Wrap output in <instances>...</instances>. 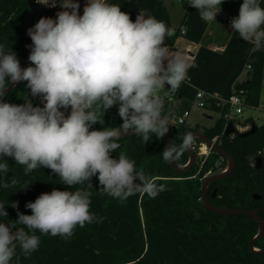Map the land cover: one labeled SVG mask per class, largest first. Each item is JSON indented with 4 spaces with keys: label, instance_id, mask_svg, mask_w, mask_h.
Instances as JSON below:
<instances>
[{
    "label": "clouds",
    "instance_id": "1",
    "mask_svg": "<svg viewBox=\"0 0 264 264\" xmlns=\"http://www.w3.org/2000/svg\"><path fill=\"white\" fill-rule=\"evenodd\" d=\"M186 2L208 22L216 21L224 0ZM37 3L56 7V0ZM60 7L56 19L42 17L27 30L32 41L28 59L34 66L22 69L16 54L5 52L0 45V157L14 158L25 166V174L44 167L65 185L86 187L42 193L25 205L31 215L17 212V220L0 222V264H10L13 258L19 264L17 248L25 258L38 250L36 231L67 239L77 225L101 221L90 212L92 193L88 189L93 176L98 175L100 190L117 199L126 200L137 193L155 198L165 191L157 177L137 170L135 161L125 153L120 152L118 159L111 153L129 130L142 136L145 143L150 141V133L158 139L166 135L170 120L164 114L165 98L169 91L179 89L195 66L165 44L175 30L143 9L133 22L119 5L108 0H88L83 15L74 0H61ZM230 27L252 45L250 53L264 49V7L258 0H243ZM21 81H27L32 96L42 97L43 107L28 100L21 105L3 102L8 85ZM117 104L123 120L119 127L89 130L103 124L101 111ZM69 108L66 116L61 109ZM192 139V134L186 133L178 147L171 142L161 153L163 160H178ZM8 170L6 161L0 163V173ZM16 183V179H5L2 186ZM7 215L0 202V217Z\"/></svg>",
    "mask_w": 264,
    "mask_h": 264
},
{
    "label": "trees",
    "instance_id": "2",
    "mask_svg": "<svg viewBox=\"0 0 264 264\" xmlns=\"http://www.w3.org/2000/svg\"><path fill=\"white\" fill-rule=\"evenodd\" d=\"M165 2L108 0L110 4L119 5L133 22L143 9L173 28L174 35L165 39L169 49L175 47L179 38L199 46L190 61L195 66L188 70V81L184 80L172 96L165 98L164 114L169 116L171 140L178 147L184 135L192 131L201 130L210 140L216 136L217 145L232 155L236 167L224 179L208 185L210 202L223 208H258V214L264 221V123L259 125L250 117L244 120L226 117L229 112L227 104L207 107L218 114L211 126L173 123L175 117L192 110L198 89L217 92L224 99L235 91L244 90L247 105L258 106L264 85V49L250 53L252 45L232 30L224 49L215 50L212 45L202 43L209 21H203L199 12L188 5L180 26L174 28ZM258 2L264 7V0ZM79 5V14L83 15L85 5ZM57 8L58 12L62 10L60 4ZM38 21L28 0H0V45L4 46L5 52L15 53L25 68L34 66L28 59L32 41L27 30ZM247 66L250 69L241 79ZM40 99L42 97L32 96L27 81L19 82L2 97L6 103L21 105L28 100L33 106H37ZM118 108L117 104L105 113L101 111L103 124L97 123L92 128L119 127L123 120ZM61 111L67 116L71 109ZM229 123L242 126L255 124L256 130L245 137L237 134L226 136L225 127ZM149 135L147 143L139 135L120 139V147L111 153V157L118 159L120 152L125 153L135 161L137 170L143 169L146 175L157 177V183L163 184L165 191L155 198L137 193L126 200L117 199L100 190L102 186L98 175L93 176L90 180L92 188L88 189L92 193L90 212L102 220L86 223L84 227L77 225L73 235L67 239L36 231L35 234L40 237L38 250L25 258L17 248L19 264H264V253L250 248V241L259 232V223L254 217L215 214L204 205L202 185L209 175L207 173L224 171L226 157L211 151L201 162L196 154L192 168L178 172L161 156L166 148L165 136L158 139L155 134ZM259 157L262 161L257 168L254 161ZM5 161L9 170L6 174L0 173V202L5 204L8 215L0 217L3 223L17 220V212L31 215V210L25 205L34 202L42 193H51L53 189L75 191L76 188L86 187L65 185L48 168H37L25 174V166L16 163L14 158L0 157V163ZM175 161L181 166L186 165L188 150ZM5 179L9 182L16 179L17 183L5 188L2 186ZM215 189L216 197H213ZM13 203L18 207H11ZM254 247L264 249V235L256 239ZM10 264H17L16 259L13 258Z\"/></svg>",
    "mask_w": 264,
    "mask_h": 264
},
{
    "label": "water",
    "instance_id": "3",
    "mask_svg": "<svg viewBox=\"0 0 264 264\" xmlns=\"http://www.w3.org/2000/svg\"><path fill=\"white\" fill-rule=\"evenodd\" d=\"M37 2H38L37 0H28L29 6H30L32 12L39 19L42 17L49 18V17H51V15L57 14L58 8L47 9V8L42 7ZM193 55L194 54H191V56H193ZM20 67L22 69L25 68L23 64H20ZM18 83H11V85L9 87H7V89L5 90V93H7L10 90H12L13 88H15ZM166 87H168V86L166 85ZM44 103H45V101H43V99H40L37 106L41 107L42 105H44ZM9 104H11V103H9ZM14 105H16V104H14ZM208 117L211 118V115H208ZM89 130L92 131V130H101V129L90 128ZM255 130H256V125L252 124V126L249 130L240 132V131H237L235 129V127L232 123H229L225 129V135L229 136V135L237 134L241 137H245V136H248L250 134H253L255 132ZM190 133L192 134L193 139H192V143H191L190 147L187 149L188 153H189L188 163L184 166L177 164L176 161L169 162V164L178 172H186V171L190 170L196 161V152H195V149L193 147V144L195 141L194 139H196V138H198L199 140H201V142L206 144V146L208 148H210L213 152H216V153L226 157L227 161H228L227 169H225L224 171H222L220 173H215V174H211V175L207 176L203 182L202 191H203L204 205L207 207V209L215 212V214L218 213V214L227 215V216H230V215H247L250 217H254L259 223V232L250 241V248L253 249L254 251L264 253V249L258 250L254 247V243H255L256 239H258L264 235V221L260 217V215L258 214L259 209L253 208V209L248 210V209H244V208H235V207H231V208L216 207L210 202L209 197H208V185L214 181L224 179L226 176H228L235 169L236 163H235L234 158L225 149H223L219 145L213 143L212 140H210L209 137H207L203 132L192 131ZM132 135H136V134L134 133V131L129 130V132L127 134H122L120 139H123V138L128 137V136H132ZM171 142H172L171 136H170V133L168 131L165 135V146L168 147ZM261 161H262V159L260 157L256 159V167L257 168L260 167ZM215 195H216V189L213 191L211 196L216 197ZM256 198H259V197L256 196Z\"/></svg>",
    "mask_w": 264,
    "mask_h": 264
},
{
    "label": "rangeland",
    "instance_id": "4",
    "mask_svg": "<svg viewBox=\"0 0 264 264\" xmlns=\"http://www.w3.org/2000/svg\"><path fill=\"white\" fill-rule=\"evenodd\" d=\"M173 1H176V0H166L165 4L170 11L172 27L177 28L180 26L181 20L184 16V12L186 11L188 5L186 3H182L178 1H176V3L173 5ZM49 2H51V0H49ZM242 3H243V0H224V2L220 6L221 11L216 16V21L215 20L209 21L210 25H212L213 22H216L218 24L217 32L214 34L218 35V37L221 38V40L226 39V37L232 32V28L230 27V24L226 23L227 14L230 13V14H234L238 16L239 9ZM58 5H59L58 2H56L57 7ZM52 19H56V15L52 17ZM210 29H211L210 27L209 29H207V32L205 33V36H204V43L206 44H210L209 39H210V36L213 35V34H210ZM196 47H198L197 44L190 42L184 38H179L175 44V47L170 48V50L173 54L177 52L181 53L189 61V58H190L189 53H193L194 50H196ZM186 55H189V56H186ZM244 77H245V72L242 73L240 78L243 79ZM165 91H168L167 87L165 88ZM172 94L173 93L169 91L168 96H172ZM208 115H211L212 119H209L207 117ZM217 117H218V114L214 113L208 108H200V106L199 107L193 106L191 110V116L188 121L190 124L198 123L201 126H204V125L211 126L214 123V121L217 119ZM249 117L252 118L259 125L264 123V85L261 90L259 105L256 107H253V106L245 107L243 114H241L240 116H237L236 119L244 120ZM194 143H196L197 148L195 149V152L197 154L199 140H195ZM198 160H203V159H201V157L198 156ZM209 175L211 174L209 173Z\"/></svg>",
    "mask_w": 264,
    "mask_h": 264
},
{
    "label": "built area",
    "instance_id": "5",
    "mask_svg": "<svg viewBox=\"0 0 264 264\" xmlns=\"http://www.w3.org/2000/svg\"><path fill=\"white\" fill-rule=\"evenodd\" d=\"M38 2H43V0H37ZM178 2H182V3H186L188 5V3L186 2V0H176ZM56 2H58V4L61 3V0H56ZM74 2H77V3H80V4H83V5H86L88 3V0H74ZM42 7L44 8H47V9H54V8H57L56 7H51L50 5H43V4H40ZM234 17H238L234 14H230L228 13L227 14V17H226V23L227 24H230L231 20L234 18ZM184 32V30H183ZM215 50H223L224 48H214ZM191 55V54H189ZM187 55V56H189ZM250 69V66H247L246 69L243 71L247 72V70ZM186 81H188V79H185ZM212 104H215L216 106H222L223 104H227L228 107H229V112L227 113L226 117L228 118H234L236 119L237 116H240L241 114H243V111H244V108L245 107H248L247 103H246V96H245V92L244 90H239V91H235L228 99H224L222 98L219 93L215 92V93H212V92H208V91H205V90H202V89H198L196 91V94H195V100H194V105L193 106H197L200 108H207L208 106H211ZM191 116V110H186L183 112V114H181L180 116L178 117H175L173 119V123L174 124H184V123H187L189 122V118ZM235 129L237 131H240V132H243V131H247L251 128L252 125H245V126H242L238 123H235L233 124ZM228 126V125H227ZM226 126V127H227ZM225 127V129H226ZM217 141V137L215 136L213 139H212V142L213 143H216ZM203 145L206 146V144H204L203 142H199V146H198V150H197V154L198 156L201 157V162H204V160H206V157L208 156V154L210 153V148H207L206 152H203L202 151V147ZM193 147L194 149H196V143L193 144ZM210 172H208L207 174H209Z\"/></svg>",
    "mask_w": 264,
    "mask_h": 264
},
{
    "label": "crops",
    "instance_id": "6",
    "mask_svg": "<svg viewBox=\"0 0 264 264\" xmlns=\"http://www.w3.org/2000/svg\"><path fill=\"white\" fill-rule=\"evenodd\" d=\"M175 3H176V1H173V5H174ZM168 11H169V9H168ZM169 14H170V11H169ZM184 14H185V12H184ZM209 27L211 28V29H210V34H213L212 36H210V39H209V41H210V45H212L214 48H224V45H225V43H226V40H227V38L230 36L231 33L226 37V39L221 40V38H219L218 35L214 34V33L217 32L218 24H217L216 22H213L212 25H210V23H209ZM209 27H208V28H209ZM208 34H209V33H208ZM202 43H204V38H203ZM197 46H198V45H197ZM198 47H199V46H198ZM198 47H196V49H197ZM195 51H196V50H194L193 53H189V54H194ZM186 56H187V55H186ZM189 57H190V58H189V62H190L193 56L190 55ZM207 117H208V116H207ZM208 118H209V117H208ZM209 119H212V116H211V118H209Z\"/></svg>",
    "mask_w": 264,
    "mask_h": 264
},
{
    "label": "bare ground",
    "instance_id": "7",
    "mask_svg": "<svg viewBox=\"0 0 264 264\" xmlns=\"http://www.w3.org/2000/svg\"><path fill=\"white\" fill-rule=\"evenodd\" d=\"M206 150H207L206 146L203 145V147H202V151H203V152H206Z\"/></svg>",
    "mask_w": 264,
    "mask_h": 264
},
{
    "label": "flooded vegetation",
    "instance_id": "8",
    "mask_svg": "<svg viewBox=\"0 0 264 264\" xmlns=\"http://www.w3.org/2000/svg\"><path fill=\"white\" fill-rule=\"evenodd\" d=\"M215 144H217V143H215ZM212 150H210V152H211ZM227 159V158H226ZM254 163H255V166H256V160L254 161ZM227 165H228V161H227ZM226 169H227V167H226ZM211 174V173H210Z\"/></svg>",
    "mask_w": 264,
    "mask_h": 264
}]
</instances>
